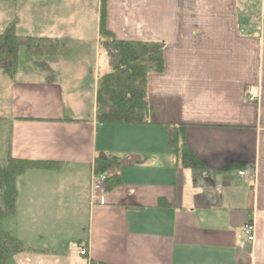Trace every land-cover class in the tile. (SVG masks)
<instances>
[{"label":"crops","instance_id":"0c3cea01","mask_svg":"<svg viewBox=\"0 0 264 264\" xmlns=\"http://www.w3.org/2000/svg\"><path fill=\"white\" fill-rule=\"evenodd\" d=\"M104 1L117 40L164 44V72L147 82L153 125L96 121L97 82L110 71L101 0H0V33L14 23L17 36L67 50L41 59L47 69L19 50L16 75L0 73V163L59 165L16 180L1 230L34 257L75 244L81 264H264L263 1L256 17L248 0ZM179 125L203 170L179 166L167 139ZM101 155L117 161L107 174L120 179L104 205L91 199ZM248 222L252 244L240 237ZM20 256L16 264L30 260Z\"/></svg>","mask_w":264,"mask_h":264},{"label":"trees","instance_id":"16d2710c","mask_svg":"<svg viewBox=\"0 0 264 264\" xmlns=\"http://www.w3.org/2000/svg\"><path fill=\"white\" fill-rule=\"evenodd\" d=\"M99 49L107 55L110 71L99 78L96 91L97 123L107 126H145L150 121L151 107L147 98V82L152 75L164 72V45L158 41L117 40L107 29L106 3L101 0L99 19ZM24 48L41 69L47 67L40 61L65 54L57 39L19 37L14 23L0 33V73L13 78L18 68V52ZM184 126H175L167 131V139L179 166L183 169L203 170L202 162L184 142ZM115 159L98 156L94 163L95 174H107L117 167ZM59 165L51 162H29L9 158L0 163V222L15 212L16 180L29 170H55ZM105 189L120 185L117 176L108 175ZM24 244L0 228V264L12 255L25 251Z\"/></svg>","mask_w":264,"mask_h":264},{"label":"rangeland","instance_id":"374dc122","mask_svg":"<svg viewBox=\"0 0 264 264\" xmlns=\"http://www.w3.org/2000/svg\"><path fill=\"white\" fill-rule=\"evenodd\" d=\"M263 1V6H264V0H248V2L250 3V11H253L252 16H257L258 15V11H259V7L260 4ZM72 7L74 8V6L72 5ZM164 45V44H163ZM64 46V44H63ZM164 47V46H163ZM65 49V53H66V47L64 46ZM20 50H23V52H26V50L24 48H21ZM26 54V53H25ZM69 54H71V56H76L77 54H79L78 51L73 50V51H69ZM163 55H164V51H163ZM257 101V100H256ZM2 222V221H1ZM0 222V224H1ZM7 223L6 221H4V225H3V229L4 231L7 230V227L5 226ZM10 229V228H9ZM8 229V231H9ZM12 237V236H11ZM64 238L65 236H60L57 238V242L58 241H63L64 242ZM31 244H27L29 247H32ZM26 246V245H24ZM75 244H68V247L66 244L61 245V244H57V248L56 251L54 253H45L43 252L42 254H40L38 257H34L32 255V253L27 252V251H23V253H19V254H14L11 259H9L7 261V264H16V259H18L21 262H24L25 259L24 257L20 256L22 254H26V258H29L30 260L27 261V264H81L83 263L84 259L76 258L77 257V253L76 251L79 248H76ZM42 247V246H41ZM27 250V246L25 247ZM16 255H19V257H15ZM82 257V256H81ZM81 260V261H79Z\"/></svg>","mask_w":264,"mask_h":264},{"label":"built area","instance_id":"2783aa9c","mask_svg":"<svg viewBox=\"0 0 264 264\" xmlns=\"http://www.w3.org/2000/svg\"><path fill=\"white\" fill-rule=\"evenodd\" d=\"M249 101H255V97L251 96ZM255 170H244L238 173L240 177L244 176H254ZM108 178L107 174H94L91 178V199L94 202H97L99 205L105 204V182ZM255 231L256 228L253 222H248L241 228L240 237L243 238L247 243L252 244L255 240ZM81 256H85V250L80 251Z\"/></svg>","mask_w":264,"mask_h":264}]
</instances>
